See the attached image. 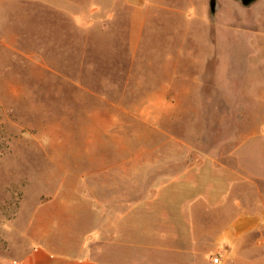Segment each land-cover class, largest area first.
<instances>
[{
  "label": "rangeland",
  "instance_id": "1",
  "mask_svg": "<svg viewBox=\"0 0 264 264\" xmlns=\"http://www.w3.org/2000/svg\"><path fill=\"white\" fill-rule=\"evenodd\" d=\"M128 1L120 0V32L94 30L92 44L80 26L39 6L4 9L0 32L19 52L0 48V72L25 91L0 92V257L26 255L35 214L56 196L72 190L98 206L94 192L105 193L104 179L91 177L93 163L130 168L131 176L142 174L158 187L172 159L193 187L207 186L220 170L208 157L207 165L195 164L203 158L197 151L214 159L216 150L264 133L257 99L264 94V0L248 6L216 0L214 24L187 0L178 7L195 15L188 25L154 9L136 47L130 45ZM130 1L148 10L149 0ZM171 84L173 91L165 93ZM223 161L233 165L230 157ZM123 171L117 175L127 183Z\"/></svg>",
  "mask_w": 264,
  "mask_h": 264
},
{
  "label": "crops",
  "instance_id": "2",
  "mask_svg": "<svg viewBox=\"0 0 264 264\" xmlns=\"http://www.w3.org/2000/svg\"><path fill=\"white\" fill-rule=\"evenodd\" d=\"M183 1L170 6L166 0H149L148 10L147 4L123 2L131 9L130 45L136 47L146 26V13L151 16L154 9L164 8L188 25L195 15L178 7ZM59 2L0 0V30L7 19L4 9L21 4L39 6L43 12L59 14L72 27L80 26L88 35V44H92L94 30L103 35L120 32V0ZM186 2L196 15L208 12L214 24L210 0H199L200 5L195 0ZM13 42L0 32V48L15 53ZM185 43L187 40L181 45ZM1 55L0 60L5 61ZM114 68L113 75L118 77L120 68ZM5 75L6 70L0 72V92L25 91L18 80ZM78 86L95 91L80 82ZM173 89L172 84L165 85L163 91ZM187 91L181 89L182 93ZM257 99L263 109L264 94ZM196 153L203 157L195 163L199 167L207 165L209 159L220 170L213 175L214 183L206 186L199 182L193 187L172 159L166 161L168 168L164 170L169 177L158 187H150L142 174L131 176L130 168L93 163L91 177L104 179L101 189L105 193L98 196L94 192L101 199L96 200L98 206L72 190L68 196H56L35 214L28 232L33 246L26 255L22 259L0 257V264H264V133L250 135L229 150H216L218 158ZM226 156L233 165L223 161ZM120 169L127 174V183L117 175ZM209 187L212 189L208 191ZM214 259H219L218 263Z\"/></svg>",
  "mask_w": 264,
  "mask_h": 264
},
{
  "label": "water",
  "instance_id": "3",
  "mask_svg": "<svg viewBox=\"0 0 264 264\" xmlns=\"http://www.w3.org/2000/svg\"><path fill=\"white\" fill-rule=\"evenodd\" d=\"M241 1L242 4H244L245 6L254 4V2H256L257 0H239ZM217 3L216 0H210V8H211V14H212V21L214 22L215 20V15L217 12Z\"/></svg>",
  "mask_w": 264,
  "mask_h": 264
},
{
  "label": "built area",
  "instance_id": "4",
  "mask_svg": "<svg viewBox=\"0 0 264 264\" xmlns=\"http://www.w3.org/2000/svg\"><path fill=\"white\" fill-rule=\"evenodd\" d=\"M219 259H214V263H218Z\"/></svg>",
  "mask_w": 264,
  "mask_h": 264
}]
</instances>
